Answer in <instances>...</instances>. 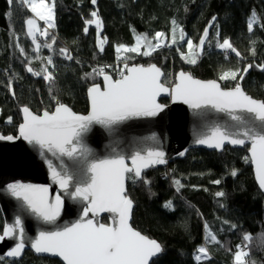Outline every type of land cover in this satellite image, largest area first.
Masks as SVG:
<instances>
[{
    "label": "trees",
    "instance_id": "16d2710c",
    "mask_svg": "<svg viewBox=\"0 0 264 264\" xmlns=\"http://www.w3.org/2000/svg\"><path fill=\"white\" fill-rule=\"evenodd\" d=\"M54 11L55 27L48 30V37L43 36L42 41L47 39L53 43L51 38L55 36V43L52 48L36 51L25 23L32 15L30 10L20 0H13L11 6L8 0H0V68L14 67L15 76L11 85L0 80V132L4 135L17 133L24 106L35 112L53 110L59 100L76 112L87 113V90L101 81L100 75L85 77V73L91 72L97 63L113 62L117 58L116 45L133 46V29L138 34L147 33L151 39L158 31L172 32V19L179 25L177 43L159 47L149 56L136 54L129 65L156 63L163 68L165 76L171 71L177 74L186 70L203 79L219 80L225 71L240 70L239 75L244 79L239 80L238 76L237 81L251 95L264 99V70L256 66L264 64V0H96L95 4L92 0H55ZM93 11L98 12L102 21L99 34L107 37L102 52L96 26L85 23L94 19L90 15ZM250 18L253 19L252 31L248 29ZM180 28L185 33L184 40L179 38ZM205 28H208V37L203 51L197 63L190 64L181 56L179 48L187 39L198 45ZM225 38L240 56L217 46ZM62 48L74 59L68 60L61 54ZM144 50L142 47L141 51ZM47 56L52 58L53 64H47ZM249 64L253 67L244 73L243 69ZM29 66L36 71L47 67L55 79L48 81L43 74L37 76L28 72ZM234 85L230 81L223 84L227 88ZM247 151V147H226L222 152L193 149L184 159L169 163L170 178L164 179L161 176L164 168L156 166L143 174L150 183L127 182L128 195L135 203L133 226L158 240L164 248L152 264H234L236 246L242 243H248L250 250L245 258L247 264L252 261L264 264V247L257 239L264 232V192L256 183L250 160L244 159ZM234 169L235 176L231 175ZM175 180L183 185L179 191ZM215 180H220V184L213 183ZM220 191L225 196L215 195ZM169 201L171 206L165 207ZM103 221L107 222V217L104 216ZM232 224L237 227L231 228ZM3 225L0 211V232ZM208 230L217 236L219 243L205 239ZM245 234L253 237L250 243L243 241ZM201 245L207 247L210 259L198 262L194 257ZM0 264L63 263L36 256L28 250L21 260L3 257Z\"/></svg>",
    "mask_w": 264,
    "mask_h": 264
},
{
    "label": "snow or ice",
    "instance_id": "6c2138e0",
    "mask_svg": "<svg viewBox=\"0 0 264 264\" xmlns=\"http://www.w3.org/2000/svg\"><path fill=\"white\" fill-rule=\"evenodd\" d=\"M13 3V0H9ZM26 5L32 17L27 18V35L31 37L36 51L41 47L52 48L56 37L51 39L53 43L45 42L43 45L37 41V33L40 36L48 37L49 29L55 27V0H20ZM95 4L96 0H92ZM8 15H11L9 13ZM95 19L86 20V25L95 24L99 30L102 21L97 11L90 14ZM252 17H256L253 10ZM216 17L212 18L215 21ZM37 20L45 22L46 27L41 30ZM172 44L177 43L176 31L179 28L177 21L172 19ZM211 25V22H210ZM249 31L253 29V19L248 23ZM85 33L88 29L85 27ZM180 39H185L182 28ZM135 44L127 46L120 43L115 46L117 58L124 61L123 69L117 73L118 78L105 72L104 67L94 68L91 72L85 73V77L100 75L103 77V87L93 83L88 89L90 98V111L88 114H78L69 106L57 100V105L53 111L44 110L43 114H35L29 107H23V123L19 125V136L29 143H35L40 148L61 156L80 157L87 162L86 168H81L77 176H73L66 169L57 171L52 162L49 167L53 180L59 184L61 189L73 197L86 201L83 208V215L70 226L54 231L41 230L38 236L31 240V248L37 253L55 254L62 258L65 264H150L159 254L164 251L163 246L156 239L150 238L136 230L130 224V217L133 208V201L127 194L126 181L135 183L143 180L150 183L143 175L144 169L165 164V153L159 149L150 148L142 153L136 150L133 154L125 156L116 154L104 158L95 156L93 150L83 142L84 134L87 133L94 124L103 125L111 129L113 125L126 121L131 117L146 116L152 117L161 111L164 105L157 102L161 93H169L172 100H182L192 108L200 109L204 106H211L220 112H228L234 121H240L245 127L238 128L231 132L226 128L216 125L210 132L199 136L195 143L208 145L217 149L223 148L225 142L232 145H246L250 142L248 151L250 157L246 156L245 161H249L255 166V176L259 187L264 189V99H256L245 92L239 82L232 88H222L217 80H200L193 77L191 73L180 71L176 76L171 88L165 86L162 77L166 74L155 64L147 67L144 65L132 64L129 66L128 60L134 59L131 56H122V53H136L149 56L157 48L161 47L160 40L165 36L163 32H156L155 37L149 38L147 33L138 34L133 29ZM218 34V33H217ZM208 37V28H205L203 35L199 39V44L194 45L191 39H187L188 53H181L182 57L190 64L197 63L200 53L203 51L205 39ZM153 40L157 41L153 44ZM107 37L98 39L99 49L104 50ZM220 49L231 50L237 56L241 54L233 47L229 39L225 38L217 45ZM146 50L141 51V48ZM21 53L24 49H20ZM60 53L68 60L74 57L66 48L60 49ZM253 50V55H254ZM40 59V57H37ZM47 64H53L51 57H47ZM264 70V64L256 65ZM111 67V66H107ZM253 67L247 65L243 72ZM27 71L34 75H42L45 80L53 81L55 78L47 67H42L39 71L31 66ZM239 70H228L222 73L221 80H237ZM244 76L239 75V80ZM14 94V93H13ZM55 98V97H54ZM246 112L251 114L252 119L245 121L236 113ZM11 119V118H9ZM12 135L2 136L0 139L13 140ZM115 152V149H113ZM184 155V153H180ZM130 160V163L128 162ZM231 175H237L234 169ZM220 180L213 183L220 184ZM174 183L181 185L179 180ZM7 190L12 196L22 199L32 213L46 222H54L60 215L63 201L61 195L57 194L55 200L49 198V188L44 185H33L25 183H11L7 185ZM217 197L225 196L223 191L215 194ZM171 201L165 207L171 206ZM101 213L115 214L109 216L110 222H103L100 219ZM228 223V221H225ZM237 225L232 224L231 228ZM209 229V225L205 224ZM25 227L21 216L14 218V223L6 224L3 234L0 235V242L6 238L18 237L15 246L7 251L8 257H20L23 254L27 241L25 240ZM206 240L219 243L217 236L208 230ZM251 234H245L243 241L251 242ZM257 239L264 247V232L259 234ZM234 253V264H247L246 257L250 255L248 243L236 246ZM196 261L210 259L208 249L205 245L197 248ZM3 257H0L2 260ZM255 264V261H252Z\"/></svg>",
    "mask_w": 264,
    "mask_h": 264
},
{
    "label": "water",
    "instance_id": "95a60500",
    "mask_svg": "<svg viewBox=\"0 0 264 264\" xmlns=\"http://www.w3.org/2000/svg\"><path fill=\"white\" fill-rule=\"evenodd\" d=\"M9 5L11 6L12 3H9ZM151 64H155L157 67L161 68L163 73H165L163 68L158 64ZM144 66L147 67L148 65ZM181 71L191 73L186 70ZM164 77L161 78L162 82ZM193 77L200 80H217L222 88H232L224 87L219 79H203L194 75ZM100 81L101 82L97 84H100L101 87H103L102 76H100ZM165 86L171 88L173 85L169 86L165 84ZM241 86L246 93L251 95L242 84ZM87 97L89 102V112L90 98L88 95V90ZM163 99H166L167 102H163ZM157 102L161 105H164L163 109L159 111L157 115L152 117H131L126 121L120 122L117 125H113L111 129L106 128L103 125L94 124L91 126L90 130L84 134L83 142L86 143L87 146L93 150L95 156L99 158L116 155L118 153L128 156L133 154L136 150H140L142 153H144L150 148L163 151L165 153L166 163L152 167H165L175 160L184 159L188 155L189 151L193 149L202 148L208 151L222 152L226 147L238 149L245 147L249 149L250 147V142H248L246 145H232L225 142L223 148L221 149L195 143L199 136L208 134L210 129L216 125L226 128L231 132H235L238 128L246 126L240 121H234L228 112H220L211 106H204L200 109H195L190 105L185 104L182 100L173 101L169 93H161V95L157 98ZM22 109L23 107L21 108V123H23L24 118ZM29 109L33 113L40 115H42L44 111L35 112L31 108ZM71 109L76 112L73 108ZM88 112L76 113L86 115ZM236 114L240 115L245 121H250L252 119L251 114L246 112L238 111ZM0 135L8 136L1 132ZM12 136L16 138L11 141L0 139V211L4 221L3 228L6 226V224L14 223V218L17 215L21 216L25 227V240L27 243L22 256L8 257L6 253L15 246V243L18 242V237L14 236L12 238H6L3 242H0V256L11 261H17L21 260L24 257L26 251L29 250L32 251L36 256L57 259L61 263L65 264L62 258L55 254L35 252V250L31 248V240L35 239L41 230L54 231L62 229L66 226H70L72 223L76 222L82 217L83 208L87 203L86 201H83L79 198H73L69 196L64 189L60 188L59 184L56 183L52 178L49 161L52 162L57 171L63 172L66 169L74 177L79 174V170L81 168L87 167V162L80 157L72 158L68 156H61L59 153L53 155V153L47 151L45 148H40L39 145H36L34 142L29 143L23 137L19 136V127L17 133L15 135L12 134ZM113 149H115V152ZM182 152L184 155H180ZM247 152L248 156L250 157V152ZM128 162L130 163V160ZM251 165L253 167L255 176V166L252 163ZM152 167L144 169L142 175L145 171ZM255 180L259 187L256 176ZM16 182L48 186L49 198L52 201L55 200V196L57 194L61 195L63 205L61 207L59 217H57L54 222L49 223L38 217L36 214L32 213L22 199L12 196L7 190L8 184ZM127 182L128 181H126V190L128 194ZM259 189L264 192V189H261L260 187ZM134 207L135 203L133 201V208L129 221L133 228H135L132 224ZM99 215L102 221L103 217L105 216L108 219L107 222H110L109 216L115 214L101 213ZM2 234L3 229L0 232V235ZM159 256L160 254L156 258ZM156 258H154V260ZM152 262L153 261H150V264H152Z\"/></svg>",
    "mask_w": 264,
    "mask_h": 264
},
{
    "label": "rangeland",
    "instance_id": "374dc122",
    "mask_svg": "<svg viewBox=\"0 0 264 264\" xmlns=\"http://www.w3.org/2000/svg\"><path fill=\"white\" fill-rule=\"evenodd\" d=\"M48 2H49V1H48ZM32 16H33V14H32L30 17H32ZM30 17H28V18H30ZM54 19H55V17H54ZM94 19H95V17H94ZM94 19H93V20H94ZM37 22H38V24H39L41 30H43L44 27H46L45 22H43V21H39V20H37ZM54 23H55V22H54ZM93 25H95V24H93ZM95 26H96V25H95ZM26 27H27V25H26ZM101 29H102V27H101L99 30L97 29V31H98L97 42H98V39H102L101 35L99 34V33L101 32ZM171 35H172V32H171ZM179 37H180V35H179ZM30 38H31V37H30ZM171 40H172V39H171ZM37 41H38L39 43H41V45H43L45 42L50 43L47 39H46L45 41H40V40H39V33H37ZM170 43H171V42H170ZM41 48H44V47L42 46ZM179 51H180V53H184L185 55H187V53H188V49H187V43H186V42L183 43V44L180 46ZM121 55H122V56H131V57H134V59L136 58V53H122ZM181 56H182V55H181ZM47 57H49V56H47ZM183 58H184V57H183ZM134 59H130V60H128L127 63H128L129 61L134 60ZM184 59H185V58H184ZM120 60L124 63V61H123L122 59H120ZM185 60H187V59H185ZM49 72H51V71H49ZM239 73H240V70H239ZM239 73H238V76H239ZM176 75H177V74H175V72H173V71H171L170 73H167V76L164 77L163 82L166 81L165 84H167V85H169V86H170V85H173L174 82H175ZM238 76H237V77H238ZM0 80H1L2 82L6 83V84H10V85H11V84L14 82V80H15V76H14V67H12V68H10V69H7V70H3V69L0 68ZM220 81H221L222 85H223L226 81H230V82L232 83V85H233V83L236 84V83L238 82L237 80H232V79H227V80H221V79H220ZM197 254H198V253H196L195 255H197Z\"/></svg>",
    "mask_w": 264,
    "mask_h": 264
},
{
    "label": "built area",
    "instance_id": "2783aa9c",
    "mask_svg": "<svg viewBox=\"0 0 264 264\" xmlns=\"http://www.w3.org/2000/svg\"><path fill=\"white\" fill-rule=\"evenodd\" d=\"M158 32H163V31H158ZM163 33H165V36L160 40L161 47H168L172 39L171 32L169 33L163 32ZM39 40L42 41L43 36L39 35ZM156 42L157 41H155V43ZM123 64L124 63L120 59L116 58L113 62L97 63L94 68L104 67L105 72H107L110 75H113V77L116 79L118 78L117 75L118 71L120 69H123ZM107 66H111V67H107ZM163 168L164 170L161 173V176L164 179L170 178V174L172 173L171 167L167 165Z\"/></svg>",
    "mask_w": 264,
    "mask_h": 264
}]
</instances>
